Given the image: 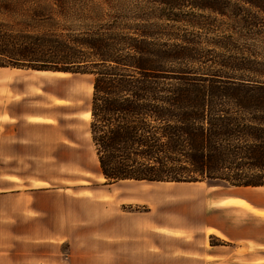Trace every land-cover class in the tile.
Returning <instances> with one entry per match:
<instances>
[{
	"label": "trees",
	"instance_id": "1",
	"mask_svg": "<svg viewBox=\"0 0 264 264\" xmlns=\"http://www.w3.org/2000/svg\"><path fill=\"white\" fill-rule=\"evenodd\" d=\"M145 1L116 32L1 27L0 68L93 78L90 133L111 184L264 187V0Z\"/></svg>",
	"mask_w": 264,
	"mask_h": 264
},
{
	"label": "crops",
	"instance_id": "2",
	"mask_svg": "<svg viewBox=\"0 0 264 264\" xmlns=\"http://www.w3.org/2000/svg\"><path fill=\"white\" fill-rule=\"evenodd\" d=\"M25 91L0 94V164H17L0 168V264H264V187L177 183L166 203L152 193L137 200L120 183L59 186L22 171L40 159L33 128L51 120ZM68 139L70 152L83 144ZM136 202L149 209H124Z\"/></svg>",
	"mask_w": 264,
	"mask_h": 264
},
{
	"label": "rangeland",
	"instance_id": "3",
	"mask_svg": "<svg viewBox=\"0 0 264 264\" xmlns=\"http://www.w3.org/2000/svg\"><path fill=\"white\" fill-rule=\"evenodd\" d=\"M8 1L13 8L10 11H0V31L4 27L14 33H65L77 36L96 31L108 32L110 29L116 32L122 27L140 23L137 17L149 13L151 9L146 6L145 0ZM1 71H7L10 78L0 76V94L7 89L26 90L30 94L27 105L30 104L41 112L49 111L51 118L47 125L41 123L33 128V134L40 141L35 149L40 159L35 162L22 161L19 165L22 171H35L38 177L59 186L84 183L99 188L105 184L111 185L112 181L106 180L100 174L91 139L93 78L81 74L13 67L0 69ZM69 123H78L76 133L69 130ZM23 130L27 131L28 128ZM70 136H76L83 142L73 152L62 146L63 141L69 142ZM46 153H50V158L44 156ZM1 166L6 169L17 168V164L11 160L0 164V168ZM118 183L123 185L118 186L119 189L131 190L127 193L136 195L137 200L140 199L139 195L146 193L162 195L159 201L163 199L166 203L176 200L171 194L176 191L177 183ZM124 209L144 212L149 206L136 202L129 207L124 206ZM170 246L173 244L170 243ZM234 264L243 263L237 258Z\"/></svg>",
	"mask_w": 264,
	"mask_h": 264
}]
</instances>
